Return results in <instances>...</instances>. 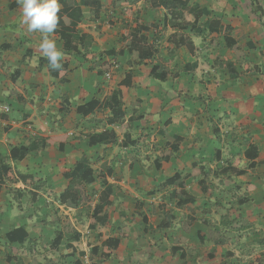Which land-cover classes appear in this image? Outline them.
Segmentation results:
<instances>
[{
  "label": "crops",
  "instance_id": "0c3cea01",
  "mask_svg": "<svg viewBox=\"0 0 264 264\" xmlns=\"http://www.w3.org/2000/svg\"><path fill=\"white\" fill-rule=\"evenodd\" d=\"M61 1L59 13L63 18L72 19L79 13L88 16L72 33L80 53L86 57L67 52L60 32L55 31L49 38L56 42L63 56L61 71L53 75L39 47L42 34L28 32L22 25L19 0H0V166L10 165L12 177H29L26 183L5 180L0 191V264H44L47 260L73 264L78 258L87 264L90 256L97 257V264L117 262L120 247L131 236L122 239L119 248L111 250L109 257L104 256L103 244L109 238H119L118 235L106 238L95 235L101 240L99 245L78 250L77 244L84 240L80 232L81 240L74 243V255L65 248L68 237L59 249H54L51 244L65 226L59 228L54 210L70 212L81 208L72 209L60 203V195L71 183L76 189L75 182L86 186L70 176L81 158H87L97 172H101L102 163H107L113 170V175L108 176L111 183L117 171H124L123 167L128 170L127 175L137 176L145 163L136 161L131 152L142 144L154 143L164 144L167 148L164 151L172 152L169 160L161 161L160 169L167 173L165 180L180 174L187 193L197 203L178 208L170 200L173 187L167 188L169 200L175 209L182 211L183 217L177 219L171 208L175 220L168 229H161L163 218H160L159 205L152 206L151 212L156 208L159 217L156 228L165 234L160 239L169 242L171 247L138 251L134 248L124 252L127 258L138 253L146 257L144 264H201L199 257L203 254L199 255V246L212 243L217 250L215 264H234L233 259L239 253L234 245L240 240L237 233L253 227L258 229L242 238L245 242H256L257 253L264 254V7H257L251 0H184L189 7L197 4L211 11L198 25L213 20L221 23L219 33L206 31L199 36L188 25L195 22V16L186 9H153L148 0H142L144 7L140 2L128 10L115 6L116 2L126 0H93L100 7H106L105 11L94 8L98 9L95 17L93 9L85 6L86 0ZM128 11L130 16L126 15ZM145 11L147 24L138 19ZM172 18L177 27L171 26L169 19ZM138 23L145 27L153 24L144 35L157 49L152 59L142 63L135 61L126 47L129 34ZM158 26L166 31L159 41L150 35ZM224 26L244 35L238 56L226 46ZM182 40L185 45L176 47ZM83 41L91 43L85 53ZM156 66L168 72L165 80L159 74H152ZM113 95L120 100L126 117L119 124L110 125L112 112L106 102ZM93 101L99 102L97 109L85 116L84 107ZM105 131H114L118 144L91 147L90 138ZM174 136L183 139L178 146L171 140ZM128 138L137 144L122 147ZM21 148H28L29 154L21 160L15 159L22 154ZM253 162L254 167L248 168ZM228 166L245 170L246 174L238 176L231 171L219 174V169ZM194 167L199 175L193 174ZM215 172L219 177L230 178L227 190L240 188L244 194L257 195L238 200L239 204L249 198L246 204H239L241 220L222 221L221 218L216 219L218 224L208 222L220 235L231 237L224 246L210 241L202 243L200 238L207 233L209 225L205 219L189 216V211L198 205L199 193L204 194L199 181L205 174ZM94 185H99L93 193L97 205L102 190L100 179L87 187ZM253 213L256 217H252ZM240 221L251 227L235 231L230 223L238 226ZM43 242H50L54 250L48 251ZM94 247H99L98 254L92 251ZM173 247L180 249L175 255Z\"/></svg>",
  "mask_w": 264,
  "mask_h": 264
},
{
  "label": "trees",
  "instance_id": "16d2710c",
  "mask_svg": "<svg viewBox=\"0 0 264 264\" xmlns=\"http://www.w3.org/2000/svg\"><path fill=\"white\" fill-rule=\"evenodd\" d=\"M65 1V0H62ZM61 1V2H62ZM253 4H255L257 7L262 8L264 7V0H251ZM142 0H126V1H118L116 2V7H123L127 8L129 10L133 8V6H137ZM149 5L153 9H160V8H166L169 10H180V9H186L192 12L195 16V22L192 24H188L192 28V32L196 35L203 36L206 31H209L210 33H219L221 29V23L219 20H213V21H206L203 25H198V21L203 16H210L211 11L206 8H200L197 4L193 5L192 7L188 6V1L184 0H148ZM85 6L91 7L93 9L92 13L97 17V11L98 9L94 10V8L99 7V11H105L106 7L102 6L100 7L98 1L93 0H86ZM72 15V14H70ZM59 16V22L58 27L56 31L60 32L61 39L64 41L65 50L67 52H74L77 55H81L83 57H86V54L80 53V49L78 46V43L73 40L72 33H74V30L76 29V26L88 18L83 13L76 14L75 17L72 19L69 18H63V15L61 13H58ZM175 18L169 19V22L172 21V27H177L178 23H176ZM67 20L72 21L67 22ZM174 20V21H173ZM165 25H167V19L165 20ZM151 28L148 26L141 25L138 23L137 27L132 29L129 34V39L126 42V47L129 49L133 59L135 61H139L140 63L144 62L145 60L152 59L155 54L157 53V49H155L152 45L148 43L147 37L144 35L145 33L150 32ZM223 32L226 35V46L233 50L237 56L240 52L239 44L244 40V35L241 32L235 33L233 31V28L230 26H224ZM185 45L184 40L177 43L176 47H182ZM8 48V45H5ZM91 47V43L82 42V50L87 52L89 48ZM190 49H192L191 45H188ZM243 58V55H242ZM65 67V66H64ZM52 70V69H51ZM61 71V68L59 70H52L53 75H58ZM153 75H160L161 80H165L167 78L168 72L165 69H162L160 66H156L152 70ZM232 74H234L232 72ZM106 101V100H105ZM99 105V102L93 101L91 102L87 107L85 108V116L92 114L95 109H97ZM106 106L111 110L112 117L108 121L110 125L119 124L122 122L126 117V112L122 109V104L118 97L116 95H113L112 97H109L106 102ZM162 134L165 135L164 131H161ZM176 146H178V143L182 142L183 139L179 136H174L171 139ZM110 144H118V136L114 131H105L102 134L94 135L89 140V145L91 147L94 146H105ZM137 144V141L131 140L130 138L126 139L122 143V147L128 148L130 146H134ZM22 154L17 156L15 159L21 160L25 158L29 154L28 148H21ZM220 156V152L217 153ZM172 152L171 151H164L160 154L159 158L156 159L155 165L157 169L161 168V161L162 160H169L171 157ZM257 157L256 153L254 155V159ZM13 158H14V151H13ZM105 166V167H104ZM254 162L249 165L248 168H253ZM12 168L10 165L5 164L0 166V191L2 189L3 183L5 180L11 181V182H17L22 181L23 183H26L29 180L28 175H19L18 178L10 176ZM232 172V174H236L238 176L246 174L245 170H238L237 168L228 166L225 169H219V174L226 175L229 172ZM107 173V174H106ZM197 173V174H196ZM193 174L199 175L198 171H196V167H194ZM202 174V173H201ZM113 175V170L110 167H107V163L101 164V172H97L93 167L91 162L87 158H81V160L78 162L77 166L75 167L74 171L70 174V176H73L72 178L80 183H84L86 186H90L97 182V180L100 179L102 183V190L98 195L99 203L94 207L92 211V218L91 223L89 225V229L95 231L97 227L100 224H104L107 216V208L113 205L112 197L115 194V187L112 183L108 181V176ZM207 174H205L204 178L199 181V185L202 189V191H206V178ZM32 178V177H30ZM173 187V190L170 192V200L176 202V206L178 208H182L184 206H187L189 204L195 205L197 203V200L194 196L189 195L186 191V184L184 179L180 174H176L172 178L166 179L163 183L160 184L158 189L153 190L150 192V195H156L159 192L165 191L167 188ZM247 202H249V198H244L240 201V205H244ZM60 203L72 208L77 209L79 206H81L82 203V193L75 188L73 183L70 184V186L67 188V190L60 195ZM160 210V218H163L162 223L160 224L159 228L161 229H168L171 224L175 220V216L173 215V210H167V207L163 204H160L158 206ZM224 207L221 206V210ZM156 213V208L153 209V214ZM146 217L143 218L145 221ZM229 218L226 216L222 217V221H228ZM235 223V222H234ZM234 223H230L231 227L234 228V230H247L251 226L248 223H244L243 221H240L238 226ZM206 224L208 222L206 221ZM235 226V227H234ZM64 233H69L68 236H66ZM81 233L76 231L71 226V223L68 222L65 226L63 231H58L55 239L52 242V246L55 249H59L62 245L63 240L65 237H68V243L66 244L65 248L67 250H72L73 255L76 253V247L74 246L75 242H79L81 240ZM119 238H109L103 245H104V256L109 257L111 255V250H117L121 244L122 239H127L130 237L129 229L127 225L124 223L119 225ZM232 236V235H231ZM231 237L227 238L224 235H220L219 232L215 231V228L209 225V230L207 233L200 238V241L202 243L206 241L213 242L217 246H224L228 244ZM92 251L96 254L99 252V247H94ZM173 254L175 255L180 249L178 247L172 248ZM82 255V253H80ZM44 264H59L56 262H53L52 260L45 261ZM73 264H83L82 261L78 258Z\"/></svg>",
  "mask_w": 264,
  "mask_h": 264
},
{
  "label": "rangeland",
  "instance_id": "374dc122",
  "mask_svg": "<svg viewBox=\"0 0 264 264\" xmlns=\"http://www.w3.org/2000/svg\"><path fill=\"white\" fill-rule=\"evenodd\" d=\"M109 3L107 2V4ZM140 5L144 7L146 4L142 2ZM126 15L130 16L129 11ZM145 15H148L146 11L144 16H142L141 19L138 17V19L140 22H145L147 24L148 22H146ZM129 19L126 20L131 22L134 21L135 18L132 20ZM148 25L152 27L153 24L150 23ZM125 26L128 25L125 24ZM159 27L160 26L156 28L157 31H152V33H150L151 37L158 41L166 32L165 30L163 31V29H159ZM166 149L164 144L154 143L152 146L151 144L147 146L142 144L131 152V156L135 157L136 161H142L145 164H142V170L138 171L139 173H137V176H133L132 174L131 176L127 175L129 172L126 167H123L124 171L122 172L117 171L115 177L111 179V183H113L115 187V194L112 197L113 205L106 210L107 216L104 224H100L94 232L89 229V225L92 221L93 208L97 202V197H94L93 193L98 191L99 185L87 187L75 182L76 187L82 193L83 197L81 208L77 211L70 212L68 210L63 211L59 209L57 211L54 210V213L57 220H59V228L70 221L71 226L84 235V240L77 244L78 250L82 248H88L90 250L93 246L99 245L101 240L95 235H101L105 238L115 235L119 236V225L121 223L127 225L132 239L123 242V246L120 247V251L117 253V262L114 264H144V262H146V257L144 255H138V253L136 256L127 258V254H124V252L130 249L137 248L138 251V249H169L171 247L169 242H163V239H160V235L162 234L163 236L165 234H163L162 230L158 231V228H156L159 217L157 213L153 214L151 212V207L163 204L168 209L172 208L176 212L177 219L183 217L182 211L177 208L175 209L174 201L172 202L169 200V189L159 192L153 197L150 195V192L158 189V186L167 178L165 170H157L154 166L155 160L159 158V155ZM119 155L124 156L125 154L119 152ZM94 166L97 167V163H95ZM179 170L181 171L182 168ZM206 178V191L203 192V196L199 193L198 205L194 206L192 210L189 211V213H191L189 216L192 215L198 220L205 219V221L209 223L217 224L219 222H217L216 219L220 220L223 216L241 220L243 218L242 208L238 204V200L244 196L257 195L253 194L254 192L244 194L240 191V188L227 190V185L231 184L229 181L230 178L219 177L217 172L212 175L207 174ZM221 206L224 207L222 210ZM144 217H146L145 221L143 220ZM252 217H256L254 213ZM253 229L243 233H237L240 235V240L238 239L234 245H237L235 249H238L239 253L237 257L233 259L234 264H264V254L257 253L259 248H257L256 242H245L246 240L242 238L249 233H253L258 228L253 227ZM251 239L258 241L257 238ZM43 244H47L48 251H53L55 249L52 248L50 242H43ZM211 245L213 244L205 243L199 246V255L203 254L200 255V257L198 256L201 264H215L217 250ZM252 245L254 246L252 247ZM47 248H44V250ZM251 248L252 250L250 251L249 249ZM98 262L97 257L90 256L87 264H97Z\"/></svg>",
  "mask_w": 264,
  "mask_h": 264
},
{
  "label": "clouds",
  "instance_id": "9594fccd",
  "mask_svg": "<svg viewBox=\"0 0 264 264\" xmlns=\"http://www.w3.org/2000/svg\"><path fill=\"white\" fill-rule=\"evenodd\" d=\"M22 7V25L28 32L42 34L40 50L48 59L52 70L61 68L62 51L57 47L54 40L50 39L58 27L61 6L59 0H19ZM160 156V155H159Z\"/></svg>",
  "mask_w": 264,
  "mask_h": 264
}]
</instances>
